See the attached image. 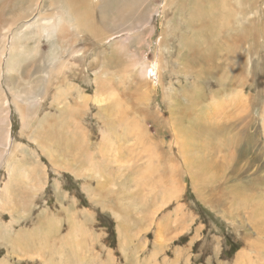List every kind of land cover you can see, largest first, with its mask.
I'll return each mask as SVG.
<instances>
[{
	"label": "rangeland",
	"instance_id": "374dc122",
	"mask_svg": "<svg viewBox=\"0 0 264 264\" xmlns=\"http://www.w3.org/2000/svg\"><path fill=\"white\" fill-rule=\"evenodd\" d=\"M152 3L155 30L142 23L120 43L98 46L104 53L88 52L84 65L61 69L33 119L22 121L9 104L17 154L0 168V264H148L152 253L156 264H264V36L204 53L199 43L183 47L185 35L200 32L178 16L166 51L158 33L169 30L164 17L178 0L168 12L164 0ZM254 6L248 18L264 28V0ZM237 16L233 40L246 35ZM184 54L201 58L189 67ZM108 56L115 60L101 71ZM157 59L165 67L153 85L133 64ZM96 91L108 98L93 102ZM46 113L57 119L43 121ZM38 119L72 131L47 143L55 163L33 143L42 140Z\"/></svg>",
	"mask_w": 264,
	"mask_h": 264
},
{
	"label": "bare ground",
	"instance_id": "6f19581e",
	"mask_svg": "<svg viewBox=\"0 0 264 264\" xmlns=\"http://www.w3.org/2000/svg\"><path fill=\"white\" fill-rule=\"evenodd\" d=\"M167 1H169V3H167ZM256 1L257 0H178V3L174 5L171 11L172 14L168 17L167 15H165L164 17L165 22L168 23L169 30L167 32L162 30L160 33H158L162 37L157 41L158 44L156 45H158L159 48H165V42L170 41L171 43V41H173L175 38H178L175 37L178 35L177 32L173 34H170V32L175 28L178 30V16H181V18H183V16L185 15L186 18H184V24L190 26H188L189 29L186 26V29H188L190 32L193 31L191 29H194V35H196L197 32H200L199 38L189 37L184 40V38L186 37L185 34L184 38L181 39L180 37L181 44L183 45V47L185 45L186 48H190L194 43L192 46H195L196 49V45L199 43L202 45L201 48H203V52L208 53V51L211 52L214 49H217L218 51V49H221L223 46H226L228 49L230 48V46H233V49L235 50V48H241L245 44H250L249 41L251 39L254 40L258 37H260L261 40V38L264 36V28H259L256 23L257 21L254 20V18H248L249 14H252V16L255 14L257 15V12L259 11L258 9L256 10V4L254 6V2ZM240 2H243V4L239 5ZM168 4L173 6V0H164L163 6H161V12H168ZM158 9L159 7L153 4L152 0H0V168L3 165H8L13 159L14 155L17 154L13 148L14 140L12 139L13 136L9 130V104H12L18 114H20L22 121L23 119H25L24 121H26V119L28 120L35 112L39 111V108H43L44 105H46V98L51 95L47 93L45 84L53 80L54 78H57L59 73L62 74V70L65 69L67 65L68 67L70 65L74 66L75 64L84 65L88 52H90L88 55H92L97 50L98 46H101L103 44H108V46H111L115 42L120 43V41H123L130 34H132V31L134 33L138 31L141 26H144L142 25V23L146 24L145 27L147 26L148 28L151 27V29H154L156 26V22L154 20ZM253 10H256L257 12L253 13L255 12ZM237 15L244 19V21H247L245 22L247 24H244V26H246H243V30L246 35L243 34L245 36L243 39L240 36L235 35V37L238 36L239 40H233L232 34H237V30L235 27H233L232 24L230 25L229 21L232 19V17H236ZM250 22H252L254 25H250ZM32 28H34L35 35L29 33ZM240 33L241 31H239V34ZM126 35L128 36L126 37ZM220 36L223 41L221 40ZM217 37H219V41L217 40ZM231 41L236 47L232 43L228 44ZM44 44L46 46L45 48L43 46ZM116 47L118 46L116 45ZM119 47H121L120 50H123L125 48L124 45V48H122V46ZM113 48L116 49L115 46ZM117 49L119 50V48ZM108 50L110 51V49ZM165 50L169 51L170 48H165ZM248 51H252L250 46ZM98 52L102 53L103 51H101L100 49ZM197 55L193 58H190L191 55L190 57L188 55L189 58H186L184 54V57L186 59H183V56L180 57H182V61L185 60L187 66H189L196 63L195 59H197L198 57L201 58V54ZM94 56L92 55V58H94ZM111 59L115 60L113 59V57H111ZM102 60L103 61L99 62L100 60L98 61L97 58V63L99 62V65L101 63V71H103L112 63V60H110V58L106 62L104 58ZM87 61L90 64V59ZM94 61L96 62V60ZM144 61L136 62L133 64V66H139L137 72H142V75L145 77V79L149 80L154 85L159 81L158 74L160 72L158 73V71L159 69H161L160 67L162 63L161 61H159V59H157L152 64L149 63L150 65L147 63V61ZM162 66L165 67V65ZM184 67L185 66H183V68ZM97 69H99V67ZM162 71L164 72V70ZM20 74H22L21 77ZM35 74H38L37 77L34 76ZM32 76H34L35 79H32ZM17 77L19 79H16ZM98 77L101 76L98 75L97 78ZM68 79V76H63L62 80ZM98 84L100 86H98V93L102 94L103 90L106 88L105 83L103 81L101 84L100 82ZM100 90L101 92H99ZM100 94H97L96 91L93 102H104L105 96L102 97ZM87 100L89 99L79 102L84 109H86L88 105ZM216 106H218V104H216ZM74 109L75 107H73V110ZM79 109L80 108L76 107V110L74 111H78V113L79 111L82 112V109ZM67 112L69 113L70 111ZM47 114L49 113L45 114L43 121H47V118H49L48 120H50V117H48L49 115ZM71 114H73V112ZM56 115L57 114H55V116ZM60 115H62V112ZM52 116L50 121H53ZM67 116L69 118L67 119L70 122V117L69 115ZM64 119L62 120L61 118L63 122ZM40 121L36 123L39 124ZM57 123L58 120L56 121V124ZM52 124H49L47 126H45L43 123L39 124L42 126V129H40L39 126H37V128L39 127V132L42 134V140L44 138L46 143H43L42 140L39 139L40 137H34L35 140H33V143H35L36 146H39V149L44 150L47 157L55 163V160H52L51 156L49 155L48 149L50 147H48L47 143H50V141L54 140V144L56 142V144L59 145L61 144V139H70L68 135L71 134L72 131L68 129V124H62V122L60 123V121L58 124H62V126L64 125V129L62 127V130L59 129L61 128L59 126L58 128L56 127V129ZM23 125L25 126L24 123ZM65 125L67 128H65ZM68 139H65V141ZM107 140L112 141L110 138ZM25 151L29 152L28 150L24 149L23 152ZM194 163V165H198L202 169V162ZM12 191L14 193V190ZM9 193L10 195H12L11 192ZM7 198L12 199L9 197V195ZM17 241L18 239L15 238L13 246H15V243ZM155 257L156 253H152L149 258L151 260V263L148 264H156ZM174 264H176V262Z\"/></svg>",
	"mask_w": 264,
	"mask_h": 264
}]
</instances>
